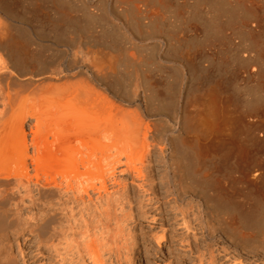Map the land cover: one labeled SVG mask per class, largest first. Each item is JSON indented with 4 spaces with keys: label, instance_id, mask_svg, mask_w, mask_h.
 Returning a JSON list of instances; mask_svg holds the SVG:
<instances>
[{
    "label": "bare ground",
    "instance_id": "6f19581e",
    "mask_svg": "<svg viewBox=\"0 0 264 264\" xmlns=\"http://www.w3.org/2000/svg\"><path fill=\"white\" fill-rule=\"evenodd\" d=\"M14 1L13 0H0V105H1L0 106L1 107V110H0V264H18L16 254L14 253V250H13V241L18 242V238L19 237L22 238L25 235H27V237L28 236H31V237L34 236L37 239L36 244L38 243L39 245L37 246L36 252H34L32 250H29V252H24L25 250L24 251H22L23 249L19 250V248L17 247L19 250L20 258H21V264H35V263L39 264L41 262V260L44 259V253L40 251V246H41L40 244H43L45 246H47L48 244H51L52 240H55L54 237L58 236V234L60 233V231L53 230L54 229L53 225L59 224V222L61 221V218L63 219V215H62L64 212V210H63V206H64L63 198H65V197H67V198L76 197V206H78V207L80 206V212L81 213L79 214V216H80L79 219L81 221L78 220L80 222L79 224L76 221V224L78 225V226H76V228L78 227V230H80L79 226H82L84 228V231L82 233L81 230L79 232L76 230L77 233L81 232L80 234L86 235L89 232V235H86V237H84L85 241L81 240L79 243L76 241V243L78 245L80 244V246L83 242V244L85 246L83 251H85L86 248L89 247V249L87 248L88 252H87V250L85 251V253L87 252L89 254H85V255H88L87 257L89 259H92L91 261H93L94 264H106L107 261H102V259H101L102 256L96 255V253H95V252H97V249L95 251V248H97V246H95L96 241L94 242V239L92 240L91 237L93 236V238H97L94 236L95 235L98 236L97 241H100V237L103 238L102 236H104V237L110 236V238L112 236L115 238L119 237V239H122L124 241L125 250H126L125 254L123 255V258L126 259V257H127V260H128L127 262L130 263L131 259L128 257L131 254H129L128 252H131L133 250V248L135 246H137V242L134 240L136 232H133V230L131 229L132 225L134 224V221H136L135 220L136 215L134 212L136 210H138V208L135 205V203H136L135 198L137 196L136 194H138V193L141 194L142 198L140 199L141 200L140 202H147V204H150V205H156V204H167V205H176L177 204V205H181V204H183V201L186 198H184L183 195L181 194V190L179 189L180 188L179 182H181V178L183 175L182 172L185 170H189V169H185L186 168L185 162L187 161L188 164H190L192 166L194 164V167H196L195 171L197 170L196 173L198 174L199 169L203 166L205 161L209 158V156H208V145L218 136L217 135L218 132L221 131L218 129H222V127H223L222 125H224V124H222L221 127H219V125L221 123H219L218 119L215 118L217 115L215 116V114L214 115L212 114V117H206V116H211L209 112H207L209 114L206 113V115H205V112L207 110L206 108L209 107L208 106L209 103L213 105L215 103L213 101L216 100L217 98L216 99L214 98L212 100V102H211V100H209L210 102H208L207 100L210 99L208 97L206 100V102L208 103V105H207L206 103H204L205 101H204V97H203V96H205V98H206L207 94L206 95L200 94L201 96L199 94H196L199 97L195 98V101H194V99H192V97L195 94L193 93V96H191L192 92H194V91L192 89V86L190 85L191 82H189L190 87H188L186 90H188L187 93H189V96H191V98L188 96H185V97H188L189 99H191V102L188 101L189 100L188 98H187L188 100L186 99L187 101L185 100L186 102L184 101L185 98H184L183 94L185 91L183 92L182 90H184L185 88H183V89L181 88L182 89V90H180L181 93L179 95H177L178 98H175L176 96L172 97L173 99L171 98V95L175 94V92L173 93V91H172L171 95H169L170 93L168 94L170 96L169 98L172 100H170L168 97H165L168 100H170V101L166 100V101H168L167 104L170 105L173 101V104H171L170 106L174 105V107H175V105H177V107H178V111L176 110L177 113L175 112L176 116L175 115L172 116L171 113H173L172 112L173 107L171 108V111H170V110H168L169 105L167 106V104H164V106L166 105V108H168L167 110L166 109L165 110L167 112L170 111L166 115L169 116V114H170L169 118L175 117L171 121L172 125H173L172 129L167 131V135L162 136V134L156 130V127L154 128V126H152L153 120L152 121H150V120L152 119L153 114L151 115L149 112V111H152V108H151L152 104H151V106L148 105V104H150V103H148V99L152 98L156 94L154 93L155 95L151 96L154 92V91L152 92V90H154L153 89L154 86L151 87L152 84L149 82L150 79L147 83H146V81L148 79L147 80L145 79V78H149V77L148 76L144 77V78L142 77L143 72L146 69H144V65H141L142 58H140V57H142L141 54L144 53L145 51L141 50L142 47L141 48L139 47V51H141V52L138 53V51H137L138 48H137V50L134 49L137 52H134V54H133L132 53L133 51H131V49L129 47V50H127V51H129L131 53V55L128 54L129 52L126 53V51H123L124 52L123 53L122 52V50H123L122 45L123 44L118 46V48H117V46H116L117 44H115V45L111 44L115 41L109 42V40L107 41L106 39H117L118 40L119 39L118 37H126L127 39L129 37L131 39V41H129V39H128L129 44H130V42L132 43V39H135L138 43L141 42L140 40H142V39H146V41L148 39V42H151L150 39H152L153 44H151V45L154 47L156 52H159L158 53L159 60L162 61L164 64L171 65L177 73L176 76L179 79L180 84L184 85L186 87V84H188L187 83L188 80H190L192 78V76L189 74V72L193 69V65H191V67H190L192 69L191 70L189 69V71H188L187 64L185 63V57H183L184 61L179 56L178 57L180 59L177 58V55H176L177 52H175V51H178V50H176V48L178 49V47H176L177 45L175 46V44L170 42V41H172L173 36L172 37L168 36V34L166 33L168 31V30H166L167 27L164 28L166 31H161L162 29L159 28V27H161V25H163V24H161L162 22L158 19V18H160V16L158 17L159 14L156 15V13L154 11L149 9V7L152 6V3H153L154 8L160 9L156 6V3H155L156 0H103V2H102L103 5H104V2H105V5H107L106 8H104V6L102 7V5H101V7L104 9H101V8L99 9L101 1H99L100 3H98V0L97 1L96 0H77L78 2H76V0H23V1L31 2L30 4L32 6L35 5V9H34V6L32 7L33 10H37L36 4H32V2L34 3V1H42L44 4L46 3L49 5V6L47 5V7H46L42 3V6L46 7V9L49 12H51V14L49 16V20L47 22L48 23V29L47 30L44 29L45 38H43L44 35H43V37H40L38 35L39 32L36 33V29H37L36 27H35V30H33L34 28L32 29L30 27L31 25H26V23H29L28 21H30L32 19L28 20L27 18H25V19L22 18L23 21H25L26 19L28 20V21L26 20L27 22L25 21L26 23L24 24L21 21L22 20L21 17H18L21 14L17 15V17H18L17 20L22 22V24H21V22L19 24L23 25V27H21V25L20 26L17 25L18 21H17V23L15 22L16 21L15 17H16L18 6L16 7L17 0H16V2H14ZM74 1L76 4L81 3L82 8H80V6L79 7L77 6V11H75L76 9L75 10L72 9V7L76 8L75 5L72 6ZM162 1L158 0V2H157L158 6L159 5H162V7L164 6L163 4H165L164 3L165 1L164 2H162ZM176 1H178V0H176ZM176 1L172 2L169 0L168 2L175 4ZM188 1L189 0H184L183 2L180 1L179 3L182 5H179V3H178L176 6H178V8H180L182 6H184V7L189 6L190 7L192 3L190 4ZM190 1L193 2L192 5L194 6V7L191 6L190 9H193L194 11L193 12L191 11L192 14L190 13V15H187V13H186L187 17L189 16L190 18L186 17L184 19L186 21H187V19L188 20L190 19V22H191V20L193 22L194 21L193 19H195V22H196L195 25L202 22L199 25L201 26V24H203L204 28H202V27L201 28L206 31V33H204V35L208 34V33L210 34V32L211 31L213 32V30H214V32L211 34H214L215 32H217V29H218V31H220V29H219L220 25L222 26L224 24L225 20H227V22H229V19H231V18H232L231 20H234L235 17H233V16L238 14V13H236V11L240 10V12L239 11L238 12L241 13L247 7H249V8L251 7V9H253L251 6L252 5L251 2H249V6L244 7L245 9H243V5L241 6V4H239V7L241 6L240 7L241 9H240L237 6L238 3L236 5L235 4L236 2L234 3V0L233 1L230 0L234 4H231L230 1H228V0H209V1L208 0H190ZM244 1L246 2V3L244 2V4L248 5L247 0H244ZM27 2H26V4H27ZM239 2H240V0H239ZM22 3H24V2H22ZM154 3H155V5H154ZM24 4H23V6H21L22 4H18V5L21 6L20 7L21 9L25 10L28 8L27 6L30 4H27V6H25ZM167 4L164 7L168 6ZM172 4L170 6H172ZM200 6H204V7L200 8ZM15 7H16V12L14 10ZM22 7H27V8L24 9ZM44 7H43V9H45ZM184 7L180 8L181 11L184 10L183 9ZM189 7H188V9H189ZM206 7H207V10H206ZM236 7H238L239 9H237ZM253 7H255V6L253 5ZM79 8L82 9V10H80V12L78 11ZM249 8H247V9L249 10ZM166 9L167 8H164V10H166ZM170 9L171 8H168L167 10H169L171 13L172 9L171 10ZM190 9H189V11H190ZM201 9H203V11H206L205 13L203 12V15H202L203 17L200 16L202 14V11H200ZM251 9L249 10L250 12H251ZM28 11H31V10L27 9V12ZM48 11H47V13L49 15ZM162 11H163V9H162ZM175 11H177V10L174 9V12ZM245 11L243 13L248 14L247 18H244V17H246L245 14H244V17L242 16L243 13L239 14V16L237 15L236 17H238V19L241 18L242 20L243 19H245V20H243L242 22L240 21L241 19L238 20L240 24L237 23V20L235 22L233 21L234 26L232 25L233 24L232 23L231 27L233 26L232 31H234L233 28L235 27V25H236L235 28H237V24H238V27L242 26L241 28H244V29L246 28V31L248 30L246 33L243 31L244 29L243 30L241 29L242 33L244 32L242 34V36L244 34L245 35L249 34V36H248V38H249L250 35L254 33V31H251L253 33L250 32L251 27L247 21V19L249 18L248 16H250L251 14L246 13L248 11H246V12ZM37 12H39V10H37ZM174 12H172V13L174 14ZM182 12H184V11H182ZM200 12H201V14H199ZM19 13L20 12L18 11V14ZM28 13L30 16L31 13L30 12H28ZM34 13H36V11H34ZM34 13L32 12L33 15L31 14L34 18H35V16L37 18L40 17L38 15L39 13H37V15L39 17L37 15H35ZM162 13H164V15H165V11ZM167 13H168V11H167ZM177 13H179V12L177 11ZM169 14H168V16H171ZM176 14H175V16H176ZM27 15L28 14H26L25 16H27ZM191 15L193 16V19H191L192 18ZM240 15H241V17H240ZM22 16H23V14H22ZM168 16L166 15V17H168ZM166 17H165V21H168V23L171 22V21H169V19L171 17H168L169 19H167ZM184 17H185V15H184ZM177 18H180V15H179V17L176 16V20H177ZM252 18L254 19L253 16H252ZM19 19H21V20H19ZM45 19H46V17H45ZM135 19H136V21H139L138 24H140V26L135 23ZM196 19L198 21H196ZM222 19H223V21H222ZM235 19H237V18H235ZM253 19H251V20H253ZM33 20H35V19H33ZM33 20L30 21V23H32V25L34 24ZM179 20H181V18L178 19V21ZM251 20H249V22H252ZM41 21H43V20L40 19V23L45 22V21H43V22H41ZM163 21H164V18H163ZM186 21H185V23L189 22V21L188 22H186ZM253 21H255V19ZM176 22H173V24ZM230 22H232V21H230ZM40 23H39V20H38V23L36 22V24H40ZM178 23H181V21ZM185 23L183 26L184 27L183 28L184 34L186 33V31H187L186 29H187L188 24H189V23L186 24L187 25L186 26ZM255 23H257V22H255ZM171 24H172V22H171ZM171 24L169 23V25H171ZM173 24H172L173 27L168 28L169 30L172 29L169 32L171 33V31L172 32L176 31L175 29H177V27H178V29L176 32H179L178 30L180 29V27L177 26V24L176 25L175 24L173 25ZM227 24L230 25V23H227ZM134 25H135V27L136 26L137 27L142 26L141 28H143L144 30L145 29H147V30L143 31L144 34L143 35L141 34V36H140V34L137 33L139 35V37H138L136 32H135ZM253 25H255L256 26L255 28L257 29L258 25L257 24H253ZM175 26H176V28H175ZM32 27H34V25ZM40 27H42V26H40ZM189 27L191 28V26H189ZM189 27H188V30L190 29ZM197 27H198V25H197ZM226 27H228V26H226V22H225V26H223V28L228 30V28H226ZM25 28L28 31H26ZM141 28L138 29L139 31H137V32L142 33ZM201 28L200 29L198 28L199 29L198 31H200ZM215 28H217L216 31H215ZM247 28H249L250 30ZM252 28L255 29L254 26ZM184 29H185V31H184ZM221 30L223 31V29H221ZM241 30H238V32H240ZM222 31H220V33H221L220 37H222V36H224V37H222L223 39L221 38V40L219 42H221L222 40H224L225 37H228L231 34V33H229V35L225 36L226 34H228L227 31H226V33L224 32L225 30L223 32ZM76 32L80 33V34L82 33V35L88 34L89 35L88 39H90V40L93 39V40L90 43L89 42L90 40L85 38L90 43V45H88V47H90L89 48L90 51L88 50L89 51L88 53L84 47L81 48V50L84 49V51H86V52H84V53L82 51L77 52L76 50H80L78 45H77L78 49L76 46H74V48H76V50L72 48L73 51L75 50V52H73L72 57H71V59L73 61L70 60L72 62V64L70 62L71 65H69V63H67L66 65L63 66V64H64L63 63L62 67L60 68L61 65L58 66L59 64L56 63L57 67H59L60 69L59 68L54 69L53 66L56 67V64L54 65V63L53 64L49 63L48 64L49 68L47 69L48 73H46V71H44V70H46V69H44V67H43V70H41L42 67L40 68V66L41 65L44 66L45 63L42 64V62H41L40 66H38V65H39V62L41 61V60H39L40 53H41V55L44 56V57H40L41 59L43 58L44 60H47L49 58V57L45 58L46 55L43 54V52L45 51L44 53H46L47 50H44V48H42L44 50L43 52L41 51L39 53L38 51H36L39 53V55H38L39 61L37 60L38 65H36V69H37L36 71H39V72L44 71V72H40L42 74H39V75L37 73H35V78L37 75L39 76L36 78V81H37V79L39 81V83H37L39 85V89H35L36 90L35 91L34 87H36V86H32L33 89L31 91H29L30 92V93H28L29 95L28 96H27V94L25 95V97L26 96L28 97V100H26L27 97H26V99H25V97H23V100L25 99L24 103L26 102L25 104L31 103V105L29 104L30 105L29 108H27L28 105L27 106L24 105L22 98H20V94H21L20 91H21V89H22V91L24 89H25L24 91H26V89H28L29 85H33V84L31 83V84H28V87H26V86L24 87V85H22V82H21L22 87H19L21 85L20 84L18 85L17 82L18 83L20 82V80L18 81L19 78H23V80L26 78L28 80L29 77L27 78V75L28 74H29L28 76L31 75L30 72L27 70V68H26V71H28L29 73H26L25 66L27 63L28 64L30 63L29 62L30 60H32L30 55H31V51H33V48L31 51L28 50L29 53L27 52L26 54L24 53L22 55V54H20V51H22L20 46L23 44H18L19 43L18 40H17L18 43H16V41H14V40H16L17 37L22 38V35L25 38V40L28 38L26 41L30 40V42L33 39L38 40V37H40V39L43 38V40L41 39L42 41H44V39L46 40V38H47L50 41L47 40L48 42L46 45L49 44L52 47L53 45L56 46V43L58 44L60 40L63 41V39L65 42H68L67 40L70 38V36L69 37L67 36L68 37L67 40H66V37L64 38V36H66V34L68 35V33H69V35H72L71 36V38H72V37H74V35H76ZM201 32L203 33V30ZM235 32H237V31H235ZM238 32L236 33L237 35L234 36V38H238L239 44H238V46L236 44L237 48L242 47L244 45V43H243L244 37H240L241 32L239 34H238ZM19 33L22 35H20ZM40 33L43 34V31H41ZM15 34L17 37H15ZM17 34H19L20 36ZM80 34H79V36H80ZM200 34H198V35H200ZM217 34H216V37H217ZM185 35H187V34H185ZM210 35L208 37H206L207 36L206 35L205 36L206 38L204 37V39H206L208 41H205L204 39H202L200 37V40L202 39V41L200 42L202 47H207V45H209V44H207V45L203 46L202 42H204V44H205L206 42L209 43V41H210V43L212 42L213 45L215 44V40L217 42V38L215 37V35H211V36L216 38V39L214 38L215 39L214 43H213V41H211L213 38L211 40L209 39V37H211ZM233 35L234 34H232V36ZM201 36H203V34H201ZM75 37L77 38V40L79 38V41H82L84 39L83 36H82L83 39L81 38L82 40H80V37H77V35ZM75 37H74V40L76 39ZM183 37H182V39H183ZM194 37L196 38L197 36L194 35ZM194 37H192L193 40H195ZM220 37H218V38L220 39ZM24 38H23V41H25ZM197 38H199V37H197ZM232 38H231V40H232ZM239 38H242L243 40H241ZM96 39H98V43L100 40L102 43L106 44L108 49L110 46L114 45L112 49L110 48L112 51L109 50V52L110 53L112 52V54H113V52L115 54L116 48L118 51V49L120 47L122 49L121 54L122 55L125 53L127 54V56L123 55V57H121V58H124V60H125V61L122 60V62L124 61V62L130 63L131 65L133 64L134 66L135 65H137V66L141 65L140 68L143 67V69H144L143 72L138 71L140 68L135 69L136 73L139 72V74L140 73L142 74V75L141 74L140 75L135 74V76L138 78H139V76H141V78H140L141 81H142V79L146 80L145 82H144V80L142 82H144L146 84H148V83L150 84V87L148 84V87L152 89L151 90L152 93L151 94L149 93L150 97L148 95L144 94V96L142 97V100L138 101V100H140V99H138V96H139V95H137L138 93H136L137 92L136 87L138 85L135 87V90L133 91L134 85L137 84L138 82L136 81L137 82L136 83L135 82L136 79L135 80L130 79V78H128V76H127L128 80L130 79L131 81L132 80L134 81L133 84L131 82H130L131 84L129 83L131 86L133 85L132 90L130 88L128 89V90L132 91L133 93L130 92V94H127L128 97H126V95H123V94H126V91H127V90H124V88L126 87V84H125V86L123 84L124 88H122V89L125 91V93L122 92L123 94H121L120 90H122V89L118 88V86L120 84L118 85V82H115V76L117 73L120 72V70H118L119 71L118 72L117 69L113 68V64H114L113 62L120 63L122 65L121 62L116 61V59H117L116 57L119 55L118 54L119 51L116 52V54H118V55L115 54L116 57H115V55L114 56H112L110 54L108 55L109 52L106 53L107 52V50H106L104 53L103 52L104 48L101 45L102 52L104 54L103 57L101 56L102 54L100 55L101 57H99L98 52H99V54L102 52L99 51V49L97 52L95 47H92V48L94 50H96L97 58H95L96 55H92L93 57H91V55H90V57H88L89 56L88 54L91 52V45L93 46V44H95ZM187 39H189V35H188ZM227 39L229 42L231 41L229 38H226L225 39L226 44H224V42H223V44H224L223 46L227 45V46H225L227 48L226 51L230 52V50H228V49H230L232 46L234 47V45H232V44H235V43L234 42L232 43V41H231L232 44H230L227 41ZM72 40L69 42H74V40L73 41ZM181 40H180V42H181ZM247 40H251L254 42V44H252L250 46L248 45V43H246L247 44L246 47L247 48L249 47L250 49H246V47L244 48L245 45L243 46V48H241V49H246L247 53H246V50H244L245 52L240 51V48H239V50H236V52H234L235 49H232L233 47L231 48L232 49L231 52H233V54H232L233 60H231V59L230 60L233 63L235 61L234 60L235 58H236V64H237V62H239V63L240 62H243V63L248 62L250 64H252V62H257L256 59L254 57H252L254 54H252V56L248 54V50L250 51L251 47L255 48L254 46H256L257 43L251 38L247 39ZM119 41H120L119 44H121V40H119ZM142 41H144V40H142ZM173 41H175V40L173 39ZM188 41H185V42L183 41V42L185 44L187 42V44H188ZM191 41H189V43H191ZM240 41H242L243 44L240 43ZM65 42H63V43H65ZM69 42L65 43L66 44L65 46L63 45V43L62 44L59 43L60 45H62V53H63V49L66 48L68 50L72 45H75L73 43V44H70V46L68 47ZM77 42L75 41L76 44L80 43V42H78V43ZM195 42H197V41L195 40ZM219 42H218V44H220ZM26 43H28V45H29V42H26ZM35 43H37V42H35ZM117 43H118V41H117ZM138 43H137V45H139ZM144 43L146 44L145 41H144ZM197 43H199V42H197ZM200 43L198 44L199 46H201ZM227 43H229L230 46H228L229 44H227ZM249 43H251V42L249 41ZM32 44H34L33 41H32ZM86 44H88V43H86ZM240 44H242V45L239 46ZM126 45H128V43ZM141 45H142V43H141ZM151 45H150V47L152 48ZM215 45H214V48H215ZM38 46H40V44ZM38 46L36 47L37 49H38ZM63 46H64V48H63ZM99 46H100V44H99ZM99 46H96V47H99ZM115 46H116V48H115ZM187 46L193 47L192 45L189 46V44ZM88 47H86V48L88 49ZM101 47H99L100 50H101ZM228 47H230V48H228ZM114 48H115V50H114ZM134 48H136V47H134ZM146 48H148V50H146V51L149 52L150 48L149 47H146ZM173 48H175V50ZM218 48L219 47H216L215 50H217ZM253 48L251 51L254 50ZM257 48L258 47L255 48L254 53L256 50L259 49V48L258 49ZM22 49L24 51L27 50V49H24V46ZM59 49H60V47H59ZM132 49H133V47H132ZM172 50H174V53H176L175 54L176 57L174 56L175 58L171 57V55L173 54V53H171ZM179 50H180V48H179ZM185 50L187 52V49H185ZM208 50H209V48H208ZM53 51H54V49H53ZM152 51H154V50H152ZM183 51H184V49H183ZM210 51H212V45H211ZM218 51L220 52L223 50L220 49ZM51 52L52 51H50V53ZM56 52L59 53L60 51L59 52L56 51ZM96 52L94 51V54ZM169 52L171 53V55H169ZM186 52L184 51V53H186ZM190 52L191 51L189 50V53ZM223 52L225 54V51H223ZM50 53L49 54L47 53V54L50 55ZM54 53H55V51H54ZM57 53H56V56H57ZM67 53H69V52H67ZM136 53L137 54L141 53L140 57H139V55L135 56ZM149 53H147V54H149ZM234 53H235V55H234ZM261 53H259V50H258V53L255 55L258 56L260 54L259 58H261V56H262ZM37 54H34L35 59L37 58L36 57ZM34 55L32 57H34ZM54 55L55 54H53V55L51 54V57L53 56L52 57L53 60H54V57H55V59L58 58V56L56 57ZM64 55H61V56H64ZM69 55H71V54H68V56ZM151 55H149V56H151ZM182 55L186 56L183 53H182ZM107 56L108 57L112 56L113 59L111 57V59H110L111 61L108 58H106L108 60H105V57H107ZM149 56L146 55L147 59ZM153 56L151 58H153ZM187 56L189 57V54H187ZM222 56H223V54H222ZM234 56H235V58H234ZM257 56H255V57L257 58ZM226 57H224V58H226ZM145 58H143V59H145ZM208 58H206V61L210 62L211 61L210 57H208ZM222 58H220L221 60L218 58L216 60V62L218 64H220L222 61ZM49 59H48V61H45V62L46 63L51 62ZM62 59L64 61L63 57H62ZM118 59H119V57H118ZM147 59H145V60H147ZM155 59H154V61H155ZM187 59L190 61L189 58H187ZM263 59H264V57H263ZM59 60H61V57ZM112 60H114V61H112ZM120 60H118V61H120ZM208 60H210V61H208ZM218 60H220V62H218ZM33 61H35V60L33 59ZM189 61H187V63ZM61 62L62 61H60V64H61ZM79 62L81 63V65ZM148 62H149V60H148ZM148 62L146 61L145 64ZM214 62H213V64H215ZM227 62H229V59ZM232 62H229V66H231L230 64ZM262 62L264 63V60H262ZM262 62L259 61L258 63L259 64L261 63L260 65H263V67H264V64H262ZM127 63H126V65L124 63L125 67H128L127 65H129V64H127ZM190 63H189V65H190ZM50 64L53 66H49ZM76 64H79L80 66H78ZM120 64H118V65H120ZM148 64L149 65L147 66L148 67L147 69H149L150 64H153V63L151 61V63H148ZM154 64H158V63L154 62ZM218 64H217V66L219 67ZM227 64L228 63H226V64L223 63L224 66ZM241 64L242 63H240V65ZM250 64H248V65L250 66ZM118 65L116 64L114 66L115 67L117 66L119 68ZM133 65L131 67H134ZM146 65H145V67H146ZM159 65H158L159 71H161V69L163 71L166 68H167V70H169V68H168L169 66L164 67V69H163V68H160L162 65L161 66H159ZM223 65H222V63L220 64L222 69L224 68V67H222ZM242 65L244 66L245 64H242ZM37 66H38V68H40V70L37 68ZM130 66L128 67L129 69L131 68ZM137 66H135V67H137ZM249 66H247V67L249 68ZM26 67H28V66H26ZM51 67L54 70H52ZM125 67L120 66V68L127 69ZM260 67H262V66H260ZM214 68H215V66H214ZM244 68L245 67H243V69ZM246 68L244 70L248 71L249 69L248 68L246 69ZM49 69L52 71L51 72L48 71ZM151 69H155L154 66H153V68L151 67ZM151 69L146 70V71L149 72ZM174 69H173V71H174ZM135 70L132 69L130 72V76L132 75L133 78H135V77H134V75H133L134 73H132V71L135 72ZM167 70H164L163 73L165 74V71L167 72ZM115 71H117V72H115ZM125 71H130V70L127 69ZM155 71H156V69H155ZM162 71H161V73H162ZM173 71H170V72H172V75L169 78H172L175 80V78L172 77V76H174L173 73H175V71L174 72ZM206 71L207 70L205 69L204 70L205 74L207 73ZM254 71H255V68H252L251 72L246 73L244 71L245 73L244 72L243 73L245 75L251 76L252 74H254ZM258 71L260 72L261 70L258 69ZM211 72H213V71H211ZM256 72H257V70H256ZM256 72H255V75H256ZM31 73H34V72H31ZM43 73H46V74H43ZM192 73H194V71ZM195 73H197V75L199 76L198 72H195ZM218 73L222 74V72L221 73L218 72ZM121 74L122 75L124 74L123 70L121 71V73L119 75L118 74L117 75H118V77L121 76L120 77L121 79H124V78H122L124 76L126 78V73L123 76ZM228 74H229V72H228ZM165 75L169 76L168 74H165ZM255 75H252V76H255ZM32 76L34 77V75H32ZM248 76H246V77L249 78ZM252 76H251V79L253 78ZM219 77H221V75ZM120 78H118V80ZM197 79H198V77H197ZM202 79H205V77ZM222 79H224L223 76H222ZM262 79H263V77H262ZM118 80H116V81H118ZM125 80H127V79H125ZM253 80L257 81L255 79V77H254V79H252V81ZM119 81L123 82V80H119ZM141 81L139 80V82H141ZM30 82H32V81H30ZM127 82H129V81H126V83ZM179 82L177 84H179ZM174 83H175V81H174ZM192 83H193V80H192ZM202 83L200 81V85ZM205 83H203L202 85L204 86ZM221 83H222V81H221ZM253 83H254V81H253ZM256 83H258V82H256ZM141 84H139V85H141ZM165 84H167V83L164 82V85ZM171 84H173V82ZM25 85H26V83H25ZM121 85H122V83H121ZM197 85H199V81L195 85L198 90L194 89V90H197L196 91L197 93H199L201 91V88H199ZM252 85H254V84H252ZM256 85H258L257 87H259V89H261L259 83ZM123 86H121V87H123ZM145 86H147V85H145ZM167 86H170V85L167 84ZM171 86H170V88H171ZM16 87L21 88L20 91L18 90L19 88L16 89ZM127 87H128V85H127ZM165 87H166V85H165ZM165 87H163V88L165 89ZM173 87H175V86L173 85ZM215 87H217V85ZM239 87H241V86H239ZM251 87L252 86L250 85L248 88L246 87L244 90H246V89L248 90V89H252V88L254 89V87H255V89L257 88L256 86H254L252 88ZM145 88L141 87V89H143V90ZM167 88L165 90H163L165 94L162 93V95L163 94L167 95L166 93H168V91H171V90H167ZM170 88H168V89H170ZM176 88L178 89L179 87L176 86ZM176 88L175 89L173 88L174 91L177 90ZM189 88L192 89L191 90L192 92L189 91ZM193 88H195V87H193ZM202 88H204V87H202ZM138 89H140V88L138 87ZM215 89L220 91V88H215ZM215 89H214V91H215ZM259 89H256V90L258 91ZM33 90H34V92H33ZM143 90H141V91H143ZM166 90H167V92H165ZM234 90H236V88ZM240 90L242 91V93L244 92V90H242V89H240ZM240 90H238V92ZM148 91L150 92V90H147V92ZM180 91L178 89L176 94H178V92H180ZM219 91H217V92H219ZM250 91H252V90H250ZM260 91L261 90H259V94H261V92L264 93L263 91H261V92ZM144 92H146V91H144ZM202 92H204V91L202 90ZM235 92H236V96H237L238 93H237V91H235ZM248 92L246 93V95H243L245 93L242 94L240 92L241 95H243V96H247L249 93H253V94H249L250 99L246 98V100L248 99V101H250L254 96L256 98L258 95L257 92H249V93ZM22 95L24 96V94H22ZM186 95H188V94H186ZM251 95H252V98L250 97ZM261 95L263 96L264 94H261ZM158 96H160V95H158ZM158 96L156 95L154 98H157ZM258 96H260V95H258ZM162 97L161 98L158 97V99L163 100L164 98L162 99ZM194 97H197V96H194ZM239 98L242 101V97H239ZM158 99L156 100L157 102H158ZM244 99L245 98L243 97V100ZM30 100H31V102H30ZM217 100H216V104H214L217 106L215 107L213 105L216 108L215 111L218 110V108H217L218 107V101ZM253 100L250 101V105L248 107H252L251 102H253ZM257 100L255 99L254 102L256 101V103H258L257 105L259 106L260 103L257 102ZM261 100H262V98L259 99L258 101H261ZM27 101H29V102L27 103ZM151 101L153 102V100L150 99L149 102H151ZM154 101H155V99H154ZM160 102L162 103V101H160ZM160 102L158 104H160ZM184 102H185V104H184ZM164 103H166L165 100H164ZM245 103H247V102H245ZM158 104L157 103L155 104V105L159 106V107H157V106L156 107L159 108L160 112L164 113L165 111L163 109H160V108H162L161 106H163V105L162 104L158 105ZM205 104H206V107H205ZM261 104H262V102H261ZM245 105L242 104V107H244ZM257 105L255 104V106H253L251 108V110H253V112L255 110H257V109H255ZM149 108H151V109H149ZM210 108H208V110ZM260 108H262V107L260 106ZM153 109H154V105H153ZM251 110L249 112H251ZM263 110H264V108H263ZM159 111L156 109L155 115H156V113L158 114ZM260 111H261V109H260ZM211 112H212V110H211ZM223 112L225 113V110ZM212 113H215V112H212ZM254 113H256V111ZM216 114H217V111H216ZM158 116H159V114H158ZM213 116H215L214 120H211L213 118ZM154 117H156V116H154ZM205 117L207 119L211 118L210 119L211 122L206 120ZM254 118L264 121V111H261V112L255 114ZM27 119H30L31 123L34 121L32 124L31 123L29 124V136H30L29 139L27 137L28 135L24 131V126L27 122L26 121ZM224 121H225V119L223 120V122ZM253 124H254V122H253ZM176 141H180L179 147L180 146L181 147L179 148L180 149L179 152L176 151V148L178 147V145L176 144ZM29 148H31L32 150ZM28 149L31 152H29ZM182 149H183V153H182ZM180 154H181V157H179ZM153 156H154V158H153ZM179 158L180 159L182 158L181 160H186L185 162L180 161L181 163L183 162L182 164H184V166H185L183 170L181 169V167H182L181 163L178 162ZM188 164H186V165L190 166ZM156 165H160L159 168H156ZM29 166L31 167V170L33 171L32 178H30V176H29ZM187 168H189V167H187ZM181 170H182V172H181ZM189 172H190V170H189ZM122 174L123 175L127 174V177L129 179V184L126 182L127 179L122 180V178L120 176ZM185 175H187V174H185ZM183 177H184V175H183ZM202 179H206V178L203 177ZM255 180H257L256 175H252L251 181H255ZM109 184L111 186V190L109 188ZM157 184H161V187L164 188V190L161 191L160 188L157 186ZM20 189L24 190V192H26V194H28V195L33 193L35 196V198H30L29 202L31 204L32 211H30L29 214L28 213L22 214L20 206L17 203H14L15 198L17 196V193L19 192ZM202 210H203V208L200 207L199 212L201 213ZM180 216H181V221H182V225H183L184 230H187V231L190 230L187 216L184 214V212L182 210H180ZM83 228H81V229H83ZM198 228L200 229V234L204 239L211 240L210 235H209V225L204 220V218L201 216L199 217ZM90 232H92V233H90ZM113 232H115V234ZM61 234H62V232H61ZM61 234L59 235L60 237L59 236L57 237V239L61 238ZM80 234H78V235H79L80 239H82L81 237H83V236H80ZM78 235H76V237ZM62 236H63V234H62ZM152 237L154 238V240L157 239V238H155V235L154 236L152 235ZM87 238H88V240H87ZM86 240H87V242H86ZM163 240L164 239H162V241ZM22 241H23V239H22ZM22 241H20V243ZM23 242H22V244H23ZM14 243H16V242H14ZM156 243H157V241H156ZM77 244H76V246L78 247ZM18 246L20 247L21 245H18ZM127 246H128V249H127ZM90 248L94 249L93 253H90L91 251L89 252ZM76 250H77V252L80 253V255H79V253L77 254L79 256V258L82 257V254L80 251H78V248ZM92 254H95L96 256L92 255ZM78 256H77V258H78ZM93 256H95L96 259L91 258ZM111 257H112V255H108V258H109L108 260H111ZM93 259H95V260H93ZM76 261H78V260H76ZM76 264H78V262ZM79 264H80V261H79Z\"/></svg>",
    "mask_w": 264,
    "mask_h": 264
},
{
    "label": "rangeland",
    "instance_id": "374dc122",
    "mask_svg": "<svg viewBox=\"0 0 264 264\" xmlns=\"http://www.w3.org/2000/svg\"><path fill=\"white\" fill-rule=\"evenodd\" d=\"M99 1H101V3ZM168 1L169 0H167V1L163 0L162 2H164L165 4H163V3L162 4L165 6L168 3L167 5L169 7L168 6H166V7L163 6V7L167 8V9L171 8L172 9L171 13H170L169 10L166 9L168 11V13H167V11L164 10L162 5H159L160 6L159 7L158 3H157L158 0H156L155 3H156V6L158 8H160V9L154 8L153 3H152V6L150 5L151 7H149V9L154 11L156 13V15L159 14L158 17L160 16V18H158V19L162 22L161 24H163V25L160 24L161 27H159L160 29H162L161 31L168 30L166 32L168 34V36H171V37L173 36V39L175 40V41H173V39H172V41H170V40L169 41L171 43L175 44V46L177 45L176 47H178V49L175 47L176 50H178V51H175V52H177V54L174 53L175 48H173L174 50L171 51V53H173L172 54L173 56L171 55L170 52H169V55H171V57H173V58H175L176 55H177V58L180 57L183 61H184L183 57H185V63L187 64L188 71H189V69L190 70L192 69L190 67H191V65H193V69L190 71L191 73L189 72V74L192 76V78L194 76L195 77L197 76L198 79H197V77L196 78L194 77L193 79L191 78L190 80H188V82H187L188 84H186V87L184 85H181L180 82H179V79L176 76L177 73H176L175 69L171 65L164 64L162 61L159 60V57H158L159 56L158 55L159 52H156L154 47L151 45V44H153L152 39H150L151 42H148V39H147V41H146V39H142V40H144L146 42V44L144 43V41H142L140 39L139 40L141 42H139V43L135 39H132V43L130 42V44H129V41H131V39L129 37H128L129 41H128V39L126 37H118L119 38L118 40L117 39H106L107 41L109 40V42L115 41L116 43L113 42L111 44H114V45L117 44L116 45L117 48H118V46L123 44L122 45V49L123 50L119 47V49H118L119 52L117 51V48L115 46V48H116L115 54H116V52H118V54H119V55L116 54V55H118L117 57L114 54V52H113V54H112V52L111 53L109 52V50L112 51L111 49L113 48L114 45L110 46L109 49H108L106 44L102 43L100 40H99V43H98V39H96L95 40L97 42V43L95 42L96 45L92 43L93 46L91 45V52L88 54L89 56L88 55L87 56L90 57V55H91V57H93L92 55H96L97 52H98V49H99V51L102 52V47L105 49V50L103 49L104 53L107 50L106 53L109 52L108 55L109 54L112 55V56L115 55V57L117 58L116 59L114 57L116 59V61L117 62H121L122 65L120 63L113 62L114 63V64L112 63L113 64V68L117 69V71L120 70V72L118 71L119 73H117L118 75L121 73L122 70H123V73H124L123 75H125V73H126V78H125V76L122 77L124 79H121L120 78L121 76L118 77V75L115 73L116 76H117V77L115 76V82H118V85L120 84L118 86L119 89L124 88L125 84H126V87L128 85L127 88L126 87L124 88V90H127L126 94H123V93H125V91L123 89L120 90L121 94L126 95V97H128L127 94H130V92H132V91H130L128 89L130 88L132 90L133 85L131 86L130 84L131 83L133 84V82H134L133 80H135V79H136L135 82L137 81L138 83L136 82L137 84L134 85L133 91L135 90V87L138 85L136 87L137 88L136 89L137 92L135 91L136 93H138L137 95H139L138 99H140V100L137 99L138 101L142 100V97L144 96V94L149 96V93L151 94L153 91L154 92H153V94L151 96H153L155 94L157 96L158 95H160L161 97L163 96L162 97V99L164 98L163 100L158 99V97L161 98L160 96H158L157 98H154L156 95L153 96L152 98H149L150 96L148 97L149 98L148 99V103H150L148 105L151 106V104H152V107H151L152 111H149V112H150L151 115L153 114L152 115V119L150 121L153 120L152 121V123H153L152 126H154V128L156 127V130L158 132H160L162 134V136L163 135L166 136L167 135V131L172 129L173 125H172L171 121L175 118V117H170L169 118L170 114H169V116L166 115V114H168V112L171 111L172 107H173L172 108V110H173L172 112L174 113V114L171 113L172 116L173 115L176 116V113L178 111L177 105H175V107H174V105L170 106L171 104H173V101H172V103L170 105L167 104V103H168V101L173 99L172 97L176 96L175 98H178L177 95H179L181 93L180 90H182L183 88H185L184 90H182L183 92L185 91L184 94H183L184 98H185L184 101L188 97L191 98V96H193V93L195 94L194 96H197V97H194V96L192 97V99H194V101H195V98L199 97L196 94H199V95L200 94H202V95H204V94L206 95L207 94L206 98H205V96H203L204 97V101H205L204 103H206L207 105H208V103L206 102V100H207L208 97L210 98V99L207 100L208 102H210L209 100H211V102H212V100L214 98L215 99L217 98L218 99V100L216 99L218 101V107H217L218 110H216L217 114H216V111H215V109H216L215 107L217 105H214V104H216V100H214L213 102H215V103L213 105L215 107L212 104L209 103V105H208L209 107L206 108L207 110L205 109L206 110L205 115H206L207 112H209L211 116H206V117H212V114L213 115L215 114V116L217 115L216 117L213 116V118L212 119L210 118V119L214 120V117H215V118L218 119V122L221 123L219 125V127H221L222 124H224V125H222L223 126L222 129H218L217 128L218 130H221V131L218 132V134H217L218 136L208 145V156H209V158L205 161L203 166L199 169L198 174L196 173L197 170L195 171L196 167H194V164L192 166V165L188 164V162L186 160H181L182 158L181 159L179 158V160H178L179 163H181L180 161H183V162L186 161L185 163L190 165V166H187L185 164V166H186L185 169H189L190 172H189V170H185V171L182 172V170L184 169L185 166H184V164H182L183 162L181 163V165H182L181 172L184 175V177L182 175L181 182H179V186H180L179 189L181 190V194L183 195V197L186 198V199H184L183 204H181V205H177V204L176 205H167V204L150 205V204H147V202H140L141 201L140 199L142 198L141 194H139V193L136 194L137 196L135 198V201H136L135 205L138 208V210H136L134 212L135 215H136L135 216V220L136 221H134V224L132 225L131 229L133 230V232H136L134 240L137 242V246H135L133 248V250L131 251L132 253L128 252L129 254H131L128 257V258L131 259L130 263L127 262L128 261L127 257H126V259L123 258V255L125 254L126 250H125L124 241L122 239H119V237L115 238V237L112 236L110 238V236H105V237L102 236L103 238L100 237V241H97L98 236H96V235L94 236V237H97V238H93V236H92L91 238H92V240L94 239V242L96 241L95 242V244H96L95 246H97V248H95V251L97 249V252H95V253H96V255L102 256L101 259H102V261H107L106 264H264V121L254 118L255 114H257V113H259L261 111H264L263 110V108H264V100H263L264 97L263 96L264 95L263 96L261 95V94H264V93L261 92V91L264 92V67H263V65H260L261 63L260 64L258 63L259 61L262 62V60H264L263 59V57H264V0H247L248 5L244 4V2H245L244 0H242V1L240 0V2H239V0L238 1L234 0V3L236 2L235 3L236 5L238 3V5H237L238 7H239V4H241V6L243 5V9H245L244 7L249 6V2H251V4H252L251 6H252L253 9H251V7L250 8L247 7V8H249V10L251 9V12L247 8H246L247 10L246 9L245 10L248 11V12H246L245 10H243V12L245 11L246 13H250L251 14L250 16H248L249 20L253 19L252 16L254 17L255 21H253L254 20L253 19V20H251L252 22H249V20L247 19V21H248V23H249V25L251 27L250 28L251 30L249 28H247V29H249L250 32L254 31V33L251 32L253 34H251L249 38H248L249 34H246L247 36L245 34L242 36V34L244 32L246 33L248 30L246 31V28L245 29L241 28L242 26L238 27V24H237V28H235L236 27V25H235V27L233 28L234 31H232V27L234 26L233 21L235 22L237 20V23H239L238 20L241 19V18L238 19V17H236V16L237 15L239 16V14L243 13V12L239 13L240 10H238L239 12L236 11V13H238V14L235 15L236 14L235 13L234 14L235 16H233V17H235L237 19L234 18V20H231L232 19L231 18V19H229V22H227V20H225L224 24L222 23L223 24L222 26L219 24L220 25V28H219L220 31H222L221 29H223V31L225 30L224 31L225 33L227 31L228 34H226L225 36H227V35H229V33H231L228 37H225L224 40H222L221 42H219V41L224 36L220 37L221 33H220V31H218L217 28H215V31L217 29V32H215V33L216 34L220 33L219 35L217 34V37H216L215 33L211 34V33L214 32L213 29H212L213 32L212 31L210 32L211 35H215V37L217 38V42H216V40H215L216 38L211 36L208 32H207L208 34L204 35V33H206V31L204 29H202V28H204V26H203V24H201V26L199 25L202 22H200V23L198 22L199 24L195 25L196 22H195V19H193L192 15H191L192 16L191 19L194 20L193 22L191 20L192 23L190 22V19L189 20L187 19V21L184 19V18L187 17V15H190L191 11L192 12L194 11L193 9H190V7L193 6L192 5L193 4L192 1H190V0L188 1L190 4L192 3L190 7L189 6H187V7L182 6V7H184L183 8L184 10H182L184 12H182L181 9H180L182 7L178 8V6H176L180 1L183 2L184 0H178V1L170 0L172 2L176 1L175 4L173 3L174 5L171 2H168ZM228 1H230V0H228ZM232 1H230V3L234 4ZM14 2H16V0ZM22 2H24L25 4L22 3ZM26 2L27 1L17 0L16 7L17 6L18 7H17V13H16V17H15V19H16L15 22L17 23L18 17H21V19L22 18L23 19L27 18L28 20L35 19V20H33L34 21V24H33L34 27H32L33 25H32V23H30V21H32V20L28 21L26 19L29 23H26L27 21L25 20L26 21L25 22V21H23V19L22 20L19 19V20H21L24 24L26 23V25H31L30 27L32 29L34 28L33 30H35V27H36L37 28L36 29V33L39 32L38 35L40 37H43V35H44L43 38H45L44 29L45 30L48 29V23L47 22L49 20L50 14H51V12H49L46 9L48 4H46V3L44 4L42 1H34V3L32 2V4H36L37 10H39V12H37V10H33L32 9L33 6H34V9H35V5L32 6L30 4L31 2L28 1L27 4H30V5L27 6ZM76 2H78V1L76 0ZM102 2H103V0H98V3H100L99 9L100 8L104 9V8L107 7V5H105V2H104V5H103ZM17 3L18 4H22L21 6H23V4L25 6H27L28 8L27 7H22V8H24V9L27 8V9L31 10V11H28L31 14H32V12L34 13V11H36V13H34V14L37 15V13H39L38 15L40 17L37 15L39 17V18H37L34 15L35 16V18H34L32 16L33 14L32 15L30 14V16H29V13L27 12V9H25V10L21 9L20 8L21 6L18 5ZM42 3L46 7L42 6ZM155 3H154V5H155ZM171 4H172V6H170ZM74 5H75L76 8L72 7V9H74V10L76 9L75 11H77V6L78 7L80 6V8H82L81 7V3L80 4L79 3L76 4L75 1H74L72 6H74ZM101 5H102V7L104 6V8H102ZM179 5H182V4L179 3ZM253 5L255 7H253ZM16 7L14 9L15 12H16ZM43 7L46 10L43 9ZM188 7H189L190 11H189ZM201 7L203 8L204 6H200V8ZM238 7H236V8L239 9L240 7L239 8ZM80 8L78 10L79 12H80V10H82ZM162 9H163V11H162ZM174 9L177 10L180 14L177 13V11H175L177 13L176 14L174 12ZM206 10H207V7H206ZM18 11L20 12L19 14H18ZM47 11L49 12V15H48ZM164 11H165V15H164V13H162ZM200 11H202V14H201V12L199 13V14H201L200 16L203 15V12L204 13L206 12V11H203V9H201ZM172 12H174V14ZM186 13H187V15H186ZM22 14H23V16H22ZM26 14H28V15L25 16ZM168 14L171 15V16H168ZM175 14H176L177 17H179V15H180L181 20L178 21V19H180V18H177V20H176ZM244 14L245 13H243V15H242L243 17H244ZM17 15H20V16L17 17ZM166 15L168 17H171V18L169 19L168 17H166ZM184 15H185V17H184ZM245 15H246V17H244V18H247L248 14H245ZM45 17H46L47 20L45 19ZM165 17L167 19H169V21H171L172 24H173V22L177 21L176 23H174L175 25L178 22L181 21V23L177 24V26L180 27V29L178 30L179 32H176L178 27H177V29H175L176 31H174V32L171 31V33L169 32L172 29L169 30L168 28H171L173 26H172L171 22H169L171 24V25H169L168 21H165ZM240 17H241V15H240ZM163 18H164V21H163ZM187 18H190V17L188 16ZM40 19L45 21V22L41 21L43 23H40ZM38 20H39L40 24H36V22L38 23ZM184 20L186 22L189 21L188 22L189 24L185 23ZM243 20H245V19H243ZM243 20L241 19L240 21L242 22ZM21 21H18L17 25L20 26L22 24ZM196 21H198V20L196 19ZM222 21H223V19H222ZM230 21H232V22H230ZM20 22H21V24H19ZM225 22H226V26H228V27H226V28H228V30L223 28V26H225ZM255 22H257V23H255ZM135 23L140 26V24H138L139 21H136V19H135ZM184 23H185V25L188 24V27L191 26V28L189 27L190 31L188 30V27L186 29L187 31H186L185 34H187V35H185L184 32H183ZM227 23H230V25H228ZM164 24L165 25L167 24V25L165 26ZM231 24L233 25L232 27H231ZM253 24H257L258 25L257 29L255 28L256 26L253 25ZM135 25H134V27H135ZM197 25H198V27H197ZM40 26H42V27H40ZM253 26H254L255 29L252 28ZM21 27H23V25H21ZM136 27L134 28L135 32H136V34L137 33L140 34V36H141V34L142 35L144 34L143 31L147 30V29L144 30L143 28H141L142 26L141 27H137V28ZM165 27H167L166 30L164 29ZM140 28L142 30V33L137 32V31H139L138 29H140ZM175 28H176V26H175ZM198 28L199 29L201 28V30L198 31L199 30ZM241 29L242 30L244 29L243 33H242ZM25 30H26V28H25ZM40 30L43 31V34L40 33L41 32ZM202 30H203V33L201 32ZM238 30H241L240 31L241 33L238 32ZM26 31H28V30H26ZM184 31H185V29H184ZM235 31H237L238 34L240 33L241 36L240 35L239 36L240 37H244L243 38L244 40L246 38L247 39H250V38L253 39L258 45V46L257 45L256 46L253 45V46L255 48L256 47L259 48V49L257 48L259 50V53L262 52L261 53L262 56H261V58H259L260 54L258 56L255 55V54L258 53V50H256L255 53H254L255 48H253V47H251V50H252V48L254 49L253 51H251V50L249 51L248 50V54L251 55V56H252V54H254L252 57H254L256 59V61H257V62H252V64L247 62L248 64H250V66L247 63L240 62L242 64H245L244 66L241 64L245 68L247 66H249V68L247 67L249 69L248 71L244 70L245 68L243 69V67L240 65L239 62H237V64H236L235 56H234V58H235L234 59L235 60L234 63L231 61V60H233L232 59L233 58L232 57L233 52H231V51H232V49H235L234 52H236V50H239V48H240V51L245 52L244 50L250 49L249 47L248 48L246 47L247 46L246 43H248V45L250 46V45L254 44V42L251 41V40H247V39L245 40L246 41L245 42L242 38H239V39L243 40V43L245 45V46L244 45L243 46H244V48L246 47V49H241V48H243V46L237 48L239 43H238V38H234V36L237 35L236 34L237 32H235ZM200 33L203 34V36H201ZM19 34H17V35H19ZM79 34L80 33L76 32V35H77V37H80V40H82L84 38L82 41H79V38L77 40V38L75 37L76 35H74V34L73 35L76 38L75 40H74V37L71 38L72 35H69V33H68V35L66 34V36H64V38L66 37V40L70 36V38L67 40L68 42L71 41L72 39L74 40V42H69L68 47L70 46V44H73V43L75 45H72L73 47L71 46L69 48L70 50L69 49L67 50L66 48L63 49V53H62V45H60V44L65 42L64 39H63V41H61V40L59 41L60 44L56 43V46L58 47L57 48L55 45H53L52 47L49 44L46 45L47 42L50 41L47 38H46V40L44 39V41H42L43 38H41L42 39L41 40L40 37H38L39 41L37 39L36 40L33 39L30 42V40L26 41L28 38L25 40V38L23 37L22 34H20V35H22V38L17 37L16 34H15V37H17V39L14 40V41H16V43L19 42L18 44H23L21 46L19 45L21 47V50H22V51H20V54L23 55L24 53L25 54L27 52L29 53V51H31L32 48H33V51H31V55H30L32 60L29 61L30 62L29 64L28 63L26 64V66H28V67L25 66V71H26V68H27V70L30 72L31 75L30 76H28L29 74L27 75V78L29 77L28 80L26 78L24 80H23V78H19L18 81L20 80V82L19 83L17 82L18 85L19 84L21 85V82H22V85H24V87L25 86L28 87V84H31V83L33 84V85H29V87H28V89H26V91H24L25 89L22 91V89L19 88V87H22V85L18 87L19 89L16 87V89H18L19 91L21 89L20 98H22V100H23V97H25L26 94H27V96L29 95L28 94V93H30L29 91H31L33 89L32 86H36V87H34V90L35 89H39V85L37 84V83H39V81H38V79L36 81V78L39 77L38 76L39 74H42L40 72L46 71V73H48L47 69L49 68L48 67L49 63H52V64L54 63V65L57 63V64H59L58 66L61 65L60 68L62 67L63 63H64L63 66L66 65L67 63H69V65H71L72 62L70 60H72L71 59L72 54L76 50V48H74V46L77 47V45L79 46V49H80V50H76L77 52H81L82 51L84 53V52L87 51V53H88L90 51V49H89L90 47H88V45H90V43L92 42L93 39H91V40L88 39L89 38L88 34L87 35L85 34L87 37L85 35H82V33L80 34V36H79ZM138 34H137V36L139 37ZM198 34H200V35H198ZM232 34H234V35L232 36ZM81 35L83 36V38H82ZM188 35H189V39H187ZM194 35L199 37V38L196 37L198 40L194 37ZM209 35L211 36V37H209L210 40L213 38L211 40V41H213V43H214V40H215V44L217 45L216 46L214 44L215 48L219 47L220 49L225 51V54H224L223 51L219 52L218 51V50H220L219 48L217 50H215L214 45L212 44V42L210 43V41H209V43L206 42L205 44H204V42H202L203 46L207 45V44L210 45V46L207 45V47H202L200 42L202 41V39H204L205 36L208 37ZM182 37H183V39H182ZM192 37H194V39L197 42H199L201 46H199L198 45L199 43L195 42V40H193ZM200 37L202 38L201 40H200ZM218 37H220V39ZM23 38H24V40L26 42H29V45H28V43L23 41ZM85 38L90 40L89 41L90 43ZM226 38H229L230 40L232 38V40H231L232 43L233 42L235 43V44H232L231 41L229 42L228 39H227V41L230 44L234 45V47L232 46L233 48L231 47L232 49L230 47H228V48H230V49H228V50H230V52L226 51L227 48L225 46H227V45L223 46L224 44H226V41H225ZM17 40H18V42H17ZM119 40H121V44H119L120 43ZM180 40H181V42H180ZM188 40L189 41L192 40L191 41L192 44L189 43ZM204 40L208 41L206 39H204ZM32 41H33V43L35 45L32 44ZM75 41L76 42L78 41L80 43L77 42L78 44H76ZM117 41H118V43H117ZM183 41L184 42L188 41L189 46L192 45L193 47H188L187 46L188 45L187 42H186V44H187L186 45ZM249 41L251 43H249ZM35 42H37V43H35ZM68 42H65V43H68ZM218 42L220 44H218ZM223 42H224V44H223ZM65 43H63L64 46L66 45ZM86 43H88V44H86ZM127 43H128L129 46L126 45ZM137 43L139 45H137ZM141 43H142V45H141ZM229 43H227V44H229ZM240 43H242V41H240ZM39 44H40V46H38ZM99 44H100V46H99ZM230 44L228 46H230ZM236 44H237V46H236ZM242 44H240L239 46H241ZM101 45H102V47H101ZM150 45L152 46L153 49L150 47ZM211 45H212V51H210L211 50ZM23 46H24V49H27V50L24 51L22 49ZM37 46H38V49L36 48ZM64 46H63V48H64ZM96 46L101 47V50H100L99 47H96ZM59 47H60V49H59ZM83 47L85 48L86 51H84V49L81 50V48H83ZM86 47H88V49ZM92 47H95L97 52ZM129 47H130L131 51H133L132 52L133 54H134V52H137V51H138V53L141 52V51H139V47L140 48L142 47L141 50H144L146 53L145 52L142 53V54L140 53L142 55V57H140V54H137V53L135 54V56L139 55V57L142 58L141 65H144V69L149 70V69H151V67L153 68V66H154L156 71H155V69H151L152 71L150 70L151 72L150 71L148 72V71L144 70L143 67H141L142 68L141 69L140 68L141 65L140 66L138 65L139 67L137 65H135V66H137V67H135L132 64L135 67L134 68V67H131L132 65L130 63L124 62L125 61L124 58H121V57H123V55L127 56L126 53L129 52V51H127V50H129ZM132 47H133V49H132ZM134 47H136V48H134ZM146 47L150 48V51H149L150 53L146 51V50H148V48H146ZM42 48H44V50H47V52L44 53L45 51ZM72 48L75 49V50L73 51ZM115 48H114V50H115ZM137 48H138V50H137ZM179 48H180V50H179ZM208 48H209V50H208ZM53 49H54L55 53H54ZM77 49H78V47H77ZM92 49L96 52L95 54H94V51ZM134 49H136L137 51H135ZM183 49H184L185 52H186L185 49H187V52L184 53ZM121 50H122V52L126 51V53L122 55L121 54ZM152 50H154V51H152ZM189 50L191 51L190 53H189ZM36 51H38L39 53L41 51L42 52L44 51L43 54L46 55L45 58L49 57L50 59L49 58L48 59L51 62H47L46 63L45 61H48V59L47 60H44L43 58L41 59L40 57H44V56L41 55V53H40V55H41L40 56L39 53L36 52ZM50 51H52V52L50 53ZM56 51H58V52L60 51V52L57 53ZM67 52H69V53H67ZM103 52L100 53V54L98 52L99 57H101V56L103 57V55H104ZM47 53L48 54L50 53V55H48ZM56 53H57L58 58L55 59V57H54V60H53V58H52L53 56L51 57V54L52 55L55 54L54 56H56ZM147 53H149V54H147ZM182 53L185 54L186 56H183ZM246 53H247V50H246ZM34 54H37V56H36L37 58L36 59H35V55ZM68 54H71V55L68 56ZM128 54L131 55L130 52ZM187 54H189V57L187 56ZM222 54H223L224 57H226V56L227 57L224 58L222 56ZM33 55H34V57H32ZM38 55H39V60H41L39 62V65L37 63ZM61 55H64L65 57L61 56ZM146 55L147 56L151 55V56H149L148 59H147ZM234 55H235V53H234ZM152 56H153V58H151ZM255 56H257V58ZM60 57H61V60H59ZM62 57L64 58V61H63ZM111 57L107 56V57H105V60H108V59L110 60ZM118 57H119V59H118ZM208 57H210L211 61L208 60L210 62L206 61V58H208ZM95 58H97V55L95 56ZM106 58H108V59H106ZM143 58H145L147 60H145ZM187 58H189L190 61ZM218 58L219 59L222 58V61H223V62L221 61L222 65H223V63L224 64L228 63L227 65H225L226 67L224 65L222 66V67H224L223 69L220 66L221 63L218 64L216 62V60ZM227 58L229 59V62L233 63V64L232 63L230 64L231 66H229V62H227L228 61ZM33 59L35 61H33ZM112 59H113V57H112ZM154 59H155V61H154ZM114 60H112V61H114ZM118 60H120V61H118ZM122 60H124V61L122 62ZM148 60H149V62H148ZM186 60L189 61V62L187 63ZM220 60H218V62H220ZM60 61H62L61 64H60ZM146 61L148 63H151V61H152V63H153V64H150L149 69H147L148 68L147 66L149 64L148 63H146L147 65L145 64ZM212 61L213 62L215 61L214 62L215 64H213ZM41 62H42V64L45 63L44 66L43 65L40 66ZM70 62H71V64H70ZM154 62H156L158 64H154ZM115 63L117 65L120 64V65H118L119 68L117 66H116L117 68L114 66V65H116ZM124 63H125V65H126V63L129 64V65H127L128 67L131 65L130 67L133 70H135L136 68H140L138 70L139 72L140 71L143 72V70H144L145 73L143 72V76L142 77L144 78V77L148 76L149 78H145L146 80L148 79L147 81L144 80V79H142V81L144 80V82L146 81V83H147L149 81V79H150L149 82L152 84L151 87L154 86L153 87L154 90L149 88L150 87L149 83H148L149 84V87H148V84H146V83L141 81V79H140L141 76H139V78L135 76V74H138V75L141 74V73L139 74V72L136 73V70H135V72L132 71V73H134L133 75H134L135 78H133L132 75L130 76V72H131L132 69L131 68L129 69L128 67H125ZM189 63H190V65H189ZM253 63L254 64L256 63V64L254 65ZM57 64H56V67H54L51 64L49 66H53L54 69L55 68L58 69L59 67H57ZM217 64L219 65V67L217 66ZM262 64H264V63L262 62ZM36 65L40 66V68L42 67L41 70H43V67L46 70L40 71V72L36 71L37 70L36 69ZM76 65L80 66L81 63H80V65L79 64H76ZM145 65H146V67H145ZM158 65L159 66L162 65L160 68H163V69H164V67H168L169 66L168 67L169 70H167V68L164 69V70H167V72L165 71V74H168L169 76L165 75L163 73L164 70L162 71V69H161V71L163 73L162 74L161 71H159V69H158L159 68ZM38 66H37V68H38ZM120 66L121 67H125L128 70H130V71H125L127 69L120 68ZM214 66H215V68H214ZM258 66L259 67L262 66V67L259 68ZM40 68H38V69L40 70ZM53 68H52V70H54ZM252 68H255L254 74H252V75H255V72L257 70L255 76L251 75L253 77L252 79H254V77H255V79L257 80V81L253 80L254 83H253V81L251 79V76H248V75L244 74L246 71H247L246 73L251 72ZM257 68L260 69L261 71L259 72ZM173 69L175 71V73H173L175 77L174 76H172V77L175 78V80L172 79V78H169L172 75V72H170V71H173ZM205 69L207 70L206 74L204 73ZM52 70L49 69L48 71L51 72ZM28 71H26V73H29ZM117 71H115V72H117ZM193 71H194V73H192ZM211 71H213V72H211ZM31 72H34V73H31ZM195 72H198L199 76ZM218 72H220V73L222 72V74H219ZM228 72H229V74H228ZM35 73L38 74V75L36 74L37 75L36 78H35ZM46 73H43V74H46ZM32 75H34V77ZM220 75H221V77H219ZM127 76H128V78L133 79V80L132 81L130 79L128 80ZM222 76H223L224 79H222ZM246 76H248L250 79L247 78ZM204 77H205V79H202ZM262 77H263V79H262ZM118 78H120L119 80H123L124 83L120 82L118 80ZM137 78L141 82H139V80ZM125 79H127V80H125ZM116 80H118V81H116ZM176 80L179 82V84H177L178 82ZM192 80H193V83H192ZM30 81H32V82H30ZM126 81H129V82L126 83ZM174 81H175V83L176 82L177 83L175 84ZM196 81L197 82L199 81V85H197V86L199 88H201V91L200 92L198 91L199 93L196 92L198 90L197 87L195 86L197 84ZM200 81H201V83L202 82L203 83L206 82L207 84L205 83L204 86H203L202 85L203 83H202L201 84L202 86H201L200 85ZM221 81H222V83H221ZM164 82L169 84L170 86L172 85L171 88H170V86H167V84H165L166 85V87H165ZM172 82H173V84H171ZM189 82H191V84ZM256 82H258L260 84L261 89H259V87H257L258 85H256V84H258V83H256ZM25 83H26V85H25ZM121 83H122V85H121ZM123 84H124V86H123ZM139 84H141V85H139ZM144 84L147 85V86H145ZM189 84L192 86V89L194 91V92H192L191 91L192 89L189 88V91L192 92L191 96H189V93H187L188 90H186L188 87H190ZM249 84L252 87L256 86L257 87L256 89L261 90L260 91L261 94H259V90L257 91L255 89V87H254V89L252 87H251L252 89H248V90L246 89L247 91L244 90L246 87L248 88L250 86ZM252 84H254V85H252ZM173 85L175 87H173ZM216 85H217V87H215ZM121 86H123V87H121ZM162 86L165 87V89L167 87L170 88V89L167 88V90H171V91H168V93H166L167 95H164L165 93H164L163 90H165V89ZM176 86L179 87L178 89H179L180 92H178V94H176L177 91H178ZM239 86H241V87H239ZM138 87L140 89H138ZM141 87L142 88L146 87L145 88L146 90L145 89L144 90L141 89ZM172 87L174 89L176 88L177 90L174 91V89ZM193 87H195V88H193ZM202 87H204V88H202ZM214 87L215 88H220V91L216 90ZM235 88H236V90H234ZM194 89H197V90H194ZM214 89H215L216 92L214 91ZM237 89L238 90H240V89L244 90L243 93H245V94H243L241 90L238 92ZM34 90H33V92H34ZM141 90H143V91H141ZM147 90H150V92L149 91L147 92ZM151 90H152V92H151ZM167 90L165 92H167ZM202 90L204 92H202ZM250 90H252V91H250ZM144 91H146V92H144ZM172 91H173V93L175 92L176 95L172 94ZM217 91H219L220 93L217 92ZM235 91H237V93H238L237 96H236V92ZM248 91L249 92H257L258 95H260V96H258L255 93L257 95L256 98H255V96L252 98V95H251L250 96L252 98L251 100H253L254 98L256 100L257 99L259 100V99L262 98V100H263V101L262 100L261 101L257 100V102L260 103L259 106L257 105L258 103H256V101L254 102L255 99L253 100V102H251L252 107L255 106V104L257 105L256 108L254 107L257 110H255L253 108L256 111V113H254L255 111L253 112V110H251L252 107H248L250 105V101H251V100L248 101V99H250L249 98V94H253V93H249ZM240 92L243 95H246L247 92L249 94L247 96H243V95H241ZM162 93H164V94L162 95ZM22 94H24V96ZM168 94L169 95L172 94L171 95L172 99L169 98L170 96ZM186 94H188V95H186ZM185 96H188V97H185ZM26 97H25V99H26ZM165 97H168L170 100H168ZM239 97H242V101H241V99ZM243 97L245 98L244 100H243ZM246 98H248V99L246 100ZM25 99L23 100V103H24ZM150 99L153 100V102L152 101L149 102ZM154 99H155V101H154ZM157 99H158V102L156 101ZM26 100H28V97H27ZM164 100H165L166 103H164ZM166 100H168V101H166ZM160 101H162V103ZM188 101L191 102V99H189ZM244 101L247 102V103L249 102V103L247 104ZM28 102L29 101H27V103ZM30 102H31V100H30ZM159 102L163 106H164V104H167V106L169 105L170 106V107L168 106L169 109L166 108V105L164 106L165 108L163 106H161L162 108H160V109H163L165 112L164 113L160 112L159 108H157L159 106L155 105L156 103L158 104ZM185 102H184V104H185ZM261 102H262V104H261ZM25 103H24V105H26V106L28 105L27 108H29L31 103H29L30 105L29 104H25ZM160 104H158V105H160ZM206 104H205V107H206ZM242 104L245 105L246 107L245 106L242 107ZM153 105H154V109L155 110L157 109L159 111L158 112L159 116H158L157 113L155 115V110L153 109ZM260 106L262 108H260ZM151 108H149V109H151ZM208 108H210V109L208 110ZM259 108L261 109V111H260ZM165 109L166 110L168 109L170 111L167 112ZM0 110H1V107H0ZM211 110H212V112H215V113H212ZM222 110L223 111L225 110V113ZM250 110H251L252 113L249 112ZM209 113H207V114H209ZM154 116H156L157 118L154 117ZM210 119L206 118V120L211 122ZM222 119L223 120L225 119V121L223 122ZM26 121L27 122H26V124L24 126V131L28 135L27 137L29 139L30 138V136H29V124L31 123V120L27 119ZM253 122H254V124H253ZM176 144L178 145V147L176 146L177 147L176 151L179 152L180 151L179 148L181 147V146L179 147L180 141H176ZM29 149H31V148H29ZM29 149H28V151L31 152ZM182 153H183V149H182ZM179 157H181V154L179 155ZM153 158H154V156H153ZM159 166L160 165H156V168H159ZM187 167H189V168H187ZM185 174H187V175H185ZM252 175H256L257 180L251 181V176ZM29 176H30V178H32V176H33V171L31 170L30 166H29ZM120 176H121L122 180L127 179L126 182L129 184V179L127 177V174H124V175L122 174ZM203 177L206 178V179H202ZM157 186L160 188L161 191L164 190V188L161 187V184H157ZM109 188L111 190L110 184H109ZM30 198H35L33 193L28 195L22 189H20L19 192L17 193V196L15 198L14 203H17L20 206L22 214H24V213H28L29 214V212L32 211V207H31V204L29 202ZM63 201H64V206H63L64 212L62 214L63 215V219L61 218V221L59 222V224L53 225V228H54L53 230L60 231L58 236L61 234V232H62L63 236L61 234V238H58V239H57L58 236L54 237L55 240H52L51 244H48L47 246H45L43 244H40L41 245L40 246V251L44 253V259L41 260V262L39 264H76L77 262L79 264V261H80V264H94V262L91 261L92 259H89L87 257L88 255H85V254H89V253H87L88 252L87 248L89 249V247L86 248L87 252L85 253L86 250L83 251V249L85 247L83 242L81 244L82 247L80 246V244L78 245L76 243V241L78 243L81 240L85 241L84 237H86V235H89V232L86 235L80 234L81 232L83 233V231H84V228L82 226H79L81 232L77 233V231L79 232L80 230H78V227L76 228V226H78L76 224V221H77L78 224L80 223L79 221H81V220L79 219L80 218L79 214L81 212H80V206L79 207L76 206V197H69V198L65 197V198H63ZM200 207L203 208L201 213L199 212ZM180 210H182L184 212V214L187 216V219H188V222H189V227H190V230H188V231L184 230V228H183L182 221H181V216H180ZM200 216L203 217L204 220L209 225V235H210L211 240L204 239L201 236V234H200V229L198 228V223H199V217ZM81 228H83V229H81ZM90 233H92V232H90ZM113 233L115 234V232H113ZM78 234H80V236H83V237H81L82 239H80ZM76 235H78V236L76 237ZM152 235L153 236L155 235V238H157V239L154 240ZM25 236L22 237V238L19 237L18 238V242L17 241H13V250H14V253L16 254L18 264H21V258H20V254H19V250L20 249L21 250L23 249L22 251L25 250L24 252H29V250H32V251L36 252L37 246L39 245L38 243L36 244L37 239L34 236H32L33 238L31 236H28V237H27V235H25ZM22 239H23L24 242L22 241ZM162 239H164V240L162 241ZM87 240H88V238H87ZM87 240H86V242H87ZM20 241H22L23 244H22V242L20 243ZM156 241H157V243H156ZM14 242H16V243H14ZM76 244L78 245V247L76 246ZM18 245H21V246L19 247ZM17 247L19 248V250H18ZM77 248H78V251H80L81 254H82V257H80V258L77 255L79 253L76 250ZM91 249L92 248H90L89 252L91 251L90 253H93L94 249H92L93 251ZM127 249H128V246H127ZM79 255H80V253H79ZM92 255H95V254H92ZM108 255H112L111 260H108L109 259ZM77 256H78V258H77ZM95 256H93L91 258H95L96 259ZM95 259H93V260H95ZM76 260H78V261H76Z\"/></svg>",
    "mask_w": 264,
    "mask_h": 264
}]
</instances>
